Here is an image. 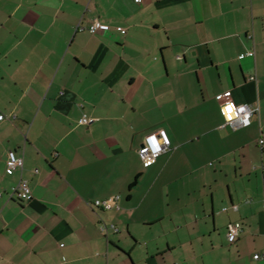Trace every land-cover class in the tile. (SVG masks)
<instances>
[{
  "label": "crops",
  "instance_id": "1",
  "mask_svg": "<svg viewBox=\"0 0 264 264\" xmlns=\"http://www.w3.org/2000/svg\"><path fill=\"white\" fill-rule=\"evenodd\" d=\"M0 116V264H264V0H0Z\"/></svg>",
  "mask_w": 264,
  "mask_h": 264
},
{
  "label": "built area",
  "instance_id": "2",
  "mask_svg": "<svg viewBox=\"0 0 264 264\" xmlns=\"http://www.w3.org/2000/svg\"><path fill=\"white\" fill-rule=\"evenodd\" d=\"M119 30L121 32L126 31L124 28H120ZM84 31H88L90 34L96 35L100 32L110 31V26L103 24L98 20H95L87 28L83 27L81 24L76 27V32ZM250 55H253V53H250ZM251 79L254 80L255 78ZM216 98L220 102L221 112L224 118V126L230 127L232 130L243 129L251 126L255 114L259 112L258 108H253L251 105L235 103L228 94H220ZM229 106H231V112L228 111ZM4 119V116H0L1 121ZM89 123L90 119L87 116H83V118L79 121L80 125H88ZM165 140H167V143H165ZM257 143L260 149L264 151V136L260 137ZM170 147L171 140L167 132L165 130H159L157 132L151 133L145 138L142 148L139 150V156L144 165L146 167H149L154 165L157 159L162 154L166 153L170 149ZM22 168V159L18 157L16 152L10 151L7 155L6 160V175L13 176L18 170ZM31 195L32 190L28 181L21 179L13 188L11 197L13 199H16L20 203H26L30 200ZM120 199V196H116L113 199L109 200H96L91 205L95 208H100L105 211H120ZM102 230H105V228H102ZM242 231L243 226L241 225V223L236 222L230 224L228 226L227 233L228 242L230 244L235 243ZM260 258V255L255 256V259L257 260Z\"/></svg>",
  "mask_w": 264,
  "mask_h": 264
},
{
  "label": "snow or ice",
  "instance_id": "3",
  "mask_svg": "<svg viewBox=\"0 0 264 264\" xmlns=\"http://www.w3.org/2000/svg\"><path fill=\"white\" fill-rule=\"evenodd\" d=\"M228 111L231 112V106H229Z\"/></svg>",
  "mask_w": 264,
  "mask_h": 264
},
{
  "label": "clouds",
  "instance_id": "4",
  "mask_svg": "<svg viewBox=\"0 0 264 264\" xmlns=\"http://www.w3.org/2000/svg\"><path fill=\"white\" fill-rule=\"evenodd\" d=\"M165 143H167V140H165ZM158 151H159V149H158Z\"/></svg>",
  "mask_w": 264,
  "mask_h": 264
},
{
  "label": "trees",
  "instance_id": "5",
  "mask_svg": "<svg viewBox=\"0 0 264 264\" xmlns=\"http://www.w3.org/2000/svg\"><path fill=\"white\" fill-rule=\"evenodd\" d=\"M134 186V185H133Z\"/></svg>",
  "mask_w": 264,
  "mask_h": 264
}]
</instances>
